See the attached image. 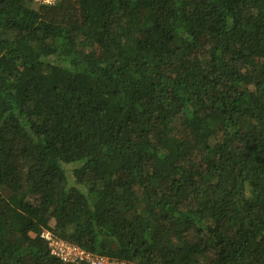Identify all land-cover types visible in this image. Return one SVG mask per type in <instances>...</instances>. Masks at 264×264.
<instances>
[{"label": "trees", "instance_id": "1", "mask_svg": "<svg viewBox=\"0 0 264 264\" xmlns=\"http://www.w3.org/2000/svg\"><path fill=\"white\" fill-rule=\"evenodd\" d=\"M264 264V0L0 2V264Z\"/></svg>", "mask_w": 264, "mask_h": 264}, {"label": "built area", "instance_id": "2", "mask_svg": "<svg viewBox=\"0 0 264 264\" xmlns=\"http://www.w3.org/2000/svg\"><path fill=\"white\" fill-rule=\"evenodd\" d=\"M39 1V0H35ZM55 0H41L44 4H52ZM40 238L48 243V250L51 257L58 259L62 263H78L84 264H117L116 262L109 261L103 257H94L84 253L81 249L69 245L64 241L56 239L51 233L43 232Z\"/></svg>", "mask_w": 264, "mask_h": 264}, {"label": "clouds", "instance_id": "3", "mask_svg": "<svg viewBox=\"0 0 264 264\" xmlns=\"http://www.w3.org/2000/svg\"><path fill=\"white\" fill-rule=\"evenodd\" d=\"M35 1V0H34ZM36 2H40L41 4H44V3H42L41 2V0H39V1H36ZM52 4H54V3H52ZM44 5H49V4H44ZM46 232V231H45ZM43 233V232H42ZM118 264V263H117Z\"/></svg>", "mask_w": 264, "mask_h": 264}, {"label": "water", "instance_id": "4", "mask_svg": "<svg viewBox=\"0 0 264 264\" xmlns=\"http://www.w3.org/2000/svg\"><path fill=\"white\" fill-rule=\"evenodd\" d=\"M2 0H0V2H1Z\"/></svg>", "mask_w": 264, "mask_h": 264}]
</instances>
